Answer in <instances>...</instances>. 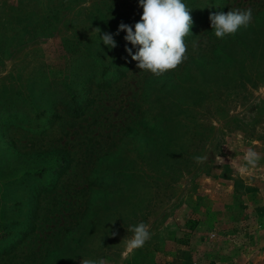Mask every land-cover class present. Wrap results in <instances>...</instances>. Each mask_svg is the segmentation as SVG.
Wrapping results in <instances>:
<instances>
[{"label":"rangeland","instance_id":"374dc122","mask_svg":"<svg viewBox=\"0 0 264 264\" xmlns=\"http://www.w3.org/2000/svg\"><path fill=\"white\" fill-rule=\"evenodd\" d=\"M183 2L187 59L155 76L116 35L139 0H0V264H264V0Z\"/></svg>","mask_w":264,"mask_h":264},{"label":"clouds","instance_id":"9594fccd","mask_svg":"<svg viewBox=\"0 0 264 264\" xmlns=\"http://www.w3.org/2000/svg\"><path fill=\"white\" fill-rule=\"evenodd\" d=\"M139 6L143 9L140 20L133 26L121 23L116 35L121 31L126 32L125 41L133 47L138 46L135 54L131 48L125 51L131 59L138 62L140 70L149 71L155 76H161L169 70L176 69L187 59V44L185 38L191 34L193 19L189 8L183 0H139ZM211 28L218 39H224L228 35H234L239 28L247 27L252 21V10L233 9L209 15ZM93 31L100 33L99 28ZM104 45L110 49L117 46L113 34L104 33L99 36ZM193 159L202 163L205 156H195ZM260 154L254 148H248L244 154V164L240 166L241 173H248L258 167ZM223 163V159L219 157ZM128 231L133 235L126 241V252L130 253L145 245L151 238L149 226L140 222L130 226ZM81 264H105L103 259H82Z\"/></svg>","mask_w":264,"mask_h":264},{"label":"trees","instance_id":"16d2710c","mask_svg":"<svg viewBox=\"0 0 264 264\" xmlns=\"http://www.w3.org/2000/svg\"><path fill=\"white\" fill-rule=\"evenodd\" d=\"M100 16H101V15H100ZM99 18H100V17H98V18L96 17L97 20H99ZM196 34H197V33H196ZM196 34H195V35H196ZM115 74H116V75L118 76V78L120 79V78H122V77L125 76V71L116 70V73H115ZM104 84H106V81H102V82L98 81L96 85H97L98 87H99V86L102 87ZM82 114H83V112L78 111V110L76 111V113H74V115H75L76 118H77V117H80Z\"/></svg>","mask_w":264,"mask_h":264}]
</instances>
